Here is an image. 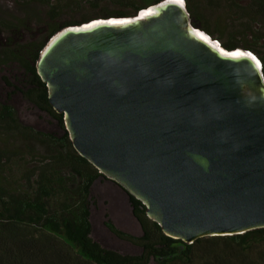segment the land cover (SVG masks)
Instances as JSON below:
<instances>
[{"label":"water","instance_id":"1","mask_svg":"<svg viewBox=\"0 0 264 264\" xmlns=\"http://www.w3.org/2000/svg\"><path fill=\"white\" fill-rule=\"evenodd\" d=\"M120 17L62 27L37 60L75 149L171 237L264 228L259 57L198 37L185 0Z\"/></svg>","mask_w":264,"mask_h":264},{"label":"trees","instance_id":"2","mask_svg":"<svg viewBox=\"0 0 264 264\" xmlns=\"http://www.w3.org/2000/svg\"><path fill=\"white\" fill-rule=\"evenodd\" d=\"M102 1L86 3L97 8ZM106 1L126 6L124 11L113 14L127 16L159 0H148L144 4H137V0ZM223 1L185 0L192 24L217 38L226 49L243 48L254 52L262 62L264 73V0H227L228 8H233L238 18L231 16L230 19L239 23L245 20L243 38L235 41L224 39L223 30L211 26L210 15L222 7ZM102 10L99 17L110 16L107 14L111 11ZM64 11L62 4L51 6L50 20L46 21L45 17L37 22V29L28 28L26 41L20 37L0 47V70L12 64L20 70L16 84L6 75L3 77L13 86L11 92H21L31 103L49 113L61 130L57 135L23 124L12 104L7 100L0 103V136L22 139L27 150L22 153L0 149V264H147L151 258L156 264H264V228L185 242L165 234L162 227L148 217L142 201L130 194L129 203L141 224L142 234L135 236L125 232L110 218L104 223L120 239L141 246L142 252L121 253L103 247L91 237L90 204L96 201L91 188L99 178L110 179L75 149L64 114L57 112L49 102L47 85L36 68L40 52L53 34L64 26L90 20L82 17L56 23ZM32 141L41 144L47 152L39 160L31 159ZM33 157L36 158L35 154ZM17 161L21 165L20 175L8 174L17 171L18 168L12 166Z\"/></svg>","mask_w":264,"mask_h":264},{"label":"rangeland","instance_id":"3","mask_svg":"<svg viewBox=\"0 0 264 264\" xmlns=\"http://www.w3.org/2000/svg\"><path fill=\"white\" fill-rule=\"evenodd\" d=\"M88 1L89 0H0V47H3L6 41L11 42V40H17L20 37L24 39L23 41H26L29 35V33H27L28 30L37 29V22L39 20L45 17L46 21L50 20L48 19V13L53 5L62 4L65 8V11L56 19V23L66 22L70 19L80 20L82 17H88L90 19L97 18L100 16V13H103L102 11L104 10L102 9L105 8L107 9L106 11H111L110 14H107L110 16H117L113 14L115 11H124L127 9L126 6L124 7L106 0L101 2V7L95 8L87 4L86 2ZM146 1L148 0H137L136 3L144 4ZM239 4L243 5L244 3ZM228 5H230L229 2L225 0L221 8H217L211 13V26L213 28L222 29L224 39L226 40H240L243 38L245 20L240 23L231 20V16H234V18L238 20L237 12H235L233 8H228ZM77 9L78 11L75 12ZM239 15L241 14L239 13ZM51 24L53 25V23ZM19 71V68L15 64H12V66L4 70H0V103L7 100L12 104L17 111L19 120L23 124L30 125L37 130L54 132L60 135L61 130L55 118L31 103L21 92L16 90L14 93L11 92L14 89L13 86L9 85L3 77L6 75L10 82L16 84V79L20 76ZM21 140L16 137L11 138L10 136L1 135L0 149H5L9 152L19 150L25 153L27 150L23 147ZM30 151L32 160H39L43 155L47 154L45 148L36 141L32 143ZM33 154H35L36 158H32ZM12 166L18 169L14 173L8 172V174H16V176H19L22 171L20 170V162L17 161ZM116 184L117 183L114 184L106 179L99 178L92 185L91 194L95 197L96 201L90 204V221L92 224L90 235L105 248L114 249L121 253L140 254L142 252L141 246L135 245L128 240L120 239L113 234L104 223L106 219L110 218L115 225L123 231L135 236H140L142 234L141 224L138 219L130 214H126V211H131L130 203L125 194L119 195ZM147 264H156V262L151 258Z\"/></svg>","mask_w":264,"mask_h":264},{"label":"bare ground","instance_id":"4","mask_svg":"<svg viewBox=\"0 0 264 264\" xmlns=\"http://www.w3.org/2000/svg\"><path fill=\"white\" fill-rule=\"evenodd\" d=\"M178 1V0H177ZM148 13H150V11H145V12H142L140 15L142 16V15H144V14H148ZM103 19V17H98V18H93V20H98V19ZM113 18H115V19H119V20H114V21H125V19L126 18H122V17H120V16H113ZM85 25H87V24H85ZM196 35L198 36V37H200L201 39H203L204 41H206L207 43H210V44H212V45H216L217 47H221V46H223V45H221V43H219V42H216V41H213V38L211 37V36H208L205 32H203V31H201L200 29L199 30H196ZM221 49L222 50H224L222 47H221ZM259 62V61H258Z\"/></svg>","mask_w":264,"mask_h":264},{"label":"crops","instance_id":"5","mask_svg":"<svg viewBox=\"0 0 264 264\" xmlns=\"http://www.w3.org/2000/svg\"><path fill=\"white\" fill-rule=\"evenodd\" d=\"M115 190H116V189H115ZM117 190H118L117 192H119V195H123V194H125V196L127 197L128 202H129L128 194H126L127 192L125 191V192H126V193H125L124 191H122V190H120V189H118V188H117ZM119 190H120V191H119ZM117 192H116V193H117ZM130 207H131V206H130ZM126 214H130V215H132V216L135 217V215L133 214L132 209H131V211H126Z\"/></svg>","mask_w":264,"mask_h":264},{"label":"flooded vegetation","instance_id":"6","mask_svg":"<svg viewBox=\"0 0 264 264\" xmlns=\"http://www.w3.org/2000/svg\"><path fill=\"white\" fill-rule=\"evenodd\" d=\"M108 181H110V182H112V183H114L115 184V182L114 181H111V180H108ZM117 185V188L118 189H120V190H122V191H124L125 192V190L120 186V185H118V184H116ZM126 193V192H125ZM127 194V193H126ZM108 228V227H107ZM109 229V228H108Z\"/></svg>","mask_w":264,"mask_h":264}]
</instances>
